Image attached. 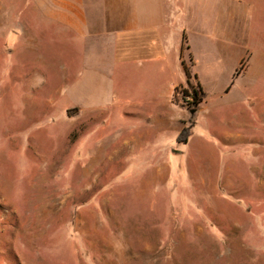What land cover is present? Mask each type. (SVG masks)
<instances>
[{"label": "rangeland", "instance_id": "1", "mask_svg": "<svg viewBox=\"0 0 264 264\" xmlns=\"http://www.w3.org/2000/svg\"><path fill=\"white\" fill-rule=\"evenodd\" d=\"M20 2L0 0V264H264V23L247 82L215 38L141 81L105 39L33 35Z\"/></svg>", "mask_w": 264, "mask_h": 264}, {"label": "crops", "instance_id": "2", "mask_svg": "<svg viewBox=\"0 0 264 264\" xmlns=\"http://www.w3.org/2000/svg\"><path fill=\"white\" fill-rule=\"evenodd\" d=\"M20 1L22 7L14 13L27 14L33 35L52 27L80 41L105 39L120 52L124 68L138 70L134 75L141 81L172 77L171 69L180 72L183 52L192 62L193 58L201 60V46L211 38L217 39L223 58L227 45L233 52L235 65L241 66L237 78L247 82L254 76L251 64L243 61L255 58V30L258 23H264V0ZM181 119L173 120L175 129Z\"/></svg>", "mask_w": 264, "mask_h": 264}, {"label": "trees", "instance_id": "3", "mask_svg": "<svg viewBox=\"0 0 264 264\" xmlns=\"http://www.w3.org/2000/svg\"><path fill=\"white\" fill-rule=\"evenodd\" d=\"M182 97L184 100L186 97L190 100L187 103L188 107L198 108L200 102L206 97V93L199 84L196 86L190 85L189 89H183ZM190 133V128H182L179 131L176 140L186 142Z\"/></svg>", "mask_w": 264, "mask_h": 264}, {"label": "water", "instance_id": "4", "mask_svg": "<svg viewBox=\"0 0 264 264\" xmlns=\"http://www.w3.org/2000/svg\"><path fill=\"white\" fill-rule=\"evenodd\" d=\"M197 110H198V108H190L189 109V112H190L192 117H194V115H196Z\"/></svg>", "mask_w": 264, "mask_h": 264}]
</instances>
